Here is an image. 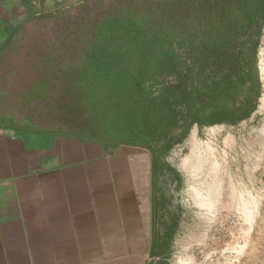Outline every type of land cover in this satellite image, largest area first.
<instances>
[{"label": "trees", "instance_id": "16d2710c", "mask_svg": "<svg viewBox=\"0 0 264 264\" xmlns=\"http://www.w3.org/2000/svg\"><path fill=\"white\" fill-rule=\"evenodd\" d=\"M158 3L98 22L74 74L87 125L77 139L147 151L155 182L194 125H237L256 111L264 28V0Z\"/></svg>", "mask_w": 264, "mask_h": 264}, {"label": "rangeland", "instance_id": "374dc122", "mask_svg": "<svg viewBox=\"0 0 264 264\" xmlns=\"http://www.w3.org/2000/svg\"><path fill=\"white\" fill-rule=\"evenodd\" d=\"M158 2L165 0H62L19 29L3 31L0 116L6 120L0 119V123L27 117L38 127L58 132L57 136L74 139L83 134L87 125L77 109L80 97L74 74L93 28L106 17L153 10ZM256 68L262 94L248 120L202 129L194 125L188 136L161 158L166 168L155 189L162 264L187 260L190 264H264V28ZM39 131L45 136L49 133ZM193 131L201 148L214 149L202 156L221 169L216 176L221 178V195L210 227L199 222L196 192L206 195L207 189L197 179L201 174L208 181L215 177L207 167L196 176L195 170L183 166ZM249 206L250 223L246 218Z\"/></svg>", "mask_w": 264, "mask_h": 264}, {"label": "crops", "instance_id": "0c3cea01", "mask_svg": "<svg viewBox=\"0 0 264 264\" xmlns=\"http://www.w3.org/2000/svg\"><path fill=\"white\" fill-rule=\"evenodd\" d=\"M61 1L0 0V40ZM14 121L0 123V264L163 263L147 151Z\"/></svg>", "mask_w": 264, "mask_h": 264}, {"label": "bare ground", "instance_id": "6f19581e", "mask_svg": "<svg viewBox=\"0 0 264 264\" xmlns=\"http://www.w3.org/2000/svg\"><path fill=\"white\" fill-rule=\"evenodd\" d=\"M261 132L264 133V127L261 130ZM189 146H190V153L187 156V158H185V160L183 161V166L185 168L192 169L193 171L195 170L196 176H197V173L201 174L200 172L203 171L204 167H207V169L210 170V174H213L215 177V179H213L212 181L211 180L208 181L206 178V175L201 174L202 176L197 179V182L205 185L207 189L206 195H202L199 192H196L197 193L196 194L197 206L201 210V213L199 215V222H204L205 224L208 225V227H210L216 217L215 216V212H216L215 202L221 195V183H220L221 178L219 179L216 178L218 174H221V169H220V166L216 162H214L212 165L211 161L209 162L207 158H204V156H202V155H205V153L207 152L210 153L214 149L209 146L205 148L204 147L201 148L199 143L196 140L194 131L192 132L190 136ZM206 155H209V154H206ZM251 204L252 203H250L249 205L251 206ZM250 206L246 210V218H247L248 223L251 222V217H252V210ZM188 262L189 261L187 260L181 264H190Z\"/></svg>", "mask_w": 264, "mask_h": 264}]
</instances>
